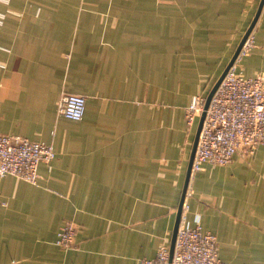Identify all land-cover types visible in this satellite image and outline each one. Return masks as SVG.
Wrapping results in <instances>:
<instances>
[{
    "label": "crops",
    "instance_id": "crops-1",
    "mask_svg": "<svg viewBox=\"0 0 264 264\" xmlns=\"http://www.w3.org/2000/svg\"><path fill=\"white\" fill-rule=\"evenodd\" d=\"M262 0H0V133L50 143L37 185L0 177V264H139L172 246L208 97ZM256 47L238 63L264 76ZM82 95L81 121L59 114ZM189 224L225 264H264V146L192 175ZM75 246L55 244L66 222Z\"/></svg>",
    "mask_w": 264,
    "mask_h": 264
},
{
    "label": "built area",
    "instance_id": "built-area-1",
    "mask_svg": "<svg viewBox=\"0 0 264 264\" xmlns=\"http://www.w3.org/2000/svg\"><path fill=\"white\" fill-rule=\"evenodd\" d=\"M255 47L251 32L208 108L205 109L207 97L196 95L185 110V121L189 127L206 112L192 164V175L202 171L205 164L226 166L236 154L253 155L260 146H264V76L246 77L237 68L238 63L249 56ZM85 111L84 96L64 94L61 97V116L81 121ZM55 157V149L50 143L0 133V177L12 176L37 185L40 165L50 166ZM191 195L188 188L173 255L170 247L161 245L155 258L141 259L139 264H225L218 254L216 235L205 230L198 218L194 226L189 224ZM77 231L73 222H66L59 230L55 244L65 250L74 248Z\"/></svg>",
    "mask_w": 264,
    "mask_h": 264
},
{
    "label": "water",
    "instance_id": "water-1",
    "mask_svg": "<svg viewBox=\"0 0 264 264\" xmlns=\"http://www.w3.org/2000/svg\"><path fill=\"white\" fill-rule=\"evenodd\" d=\"M263 5H264V0L261 1L258 13H257L254 21L252 22L251 26L248 28L247 32L245 33L244 37L242 38V40H241V42H240V44H239V46L237 48V51H236L234 57L232 58L231 62L229 63L227 69L225 70V72L223 73L222 77L219 79V81L216 83L215 87L212 89L211 93L207 97V102H206L205 109L208 108V105H209V103H210L215 91L217 90L219 84L223 80V78L226 75V73L229 70V68L236 61V58H237V56H238L243 44L245 43V41L248 38V36L250 35V33L253 31ZM205 115H206V112L204 111L202 113L201 117H200V124H199L198 132H197V137H196V141H195V145H194V150H193V153H192V156H191V161H190V166H189V173H188V177H187V183H186V186H185V190H184V193H183V197H182V201H181V205H180V209H179V213H178V219H177V223H176V227H175L173 243H172V246L170 247L171 255H173V253H174L177 231H178V228H179V225H180L181 215H182V210H183L182 206H183V203H184V200H185V197H186V193H187V190H188V187H189V183H190V180H191V177H192V164H193V160H194V157H195V152H196V148H197V144H198L199 134H200V131H201V128H202V125H203V121H204Z\"/></svg>",
    "mask_w": 264,
    "mask_h": 264
}]
</instances>
